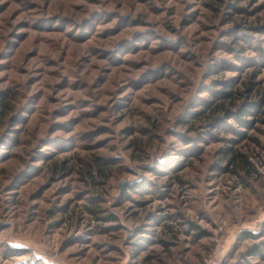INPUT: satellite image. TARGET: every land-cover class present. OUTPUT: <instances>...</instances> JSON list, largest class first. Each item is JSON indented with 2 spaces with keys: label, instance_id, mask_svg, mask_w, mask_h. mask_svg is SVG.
I'll use <instances>...</instances> for the list:
<instances>
[{
  "label": "rangeland",
  "instance_id": "obj_1",
  "mask_svg": "<svg viewBox=\"0 0 264 264\" xmlns=\"http://www.w3.org/2000/svg\"><path fill=\"white\" fill-rule=\"evenodd\" d=\"M217 247L264 264V0H0V264Z\"/></svg>",
  "mask_w": 264,
  "mask_h": 264
},
{
  "label": "built area",
  "instance_id": "obj_2",
  "mask_svg": "<svg viewBox=\"0 0 264 264\" xmlns=\"http://www.w3.org/2000/svg\"><path fill=\"white\" fill-rule=\"evenodd\" d=\"M221 259V249L218 247L205 259L204 264H219Z\"/></svg>",
  "mask_w": 264,
  "mask_h": 264
},
{
  "label": "trees",
  "instance_id": "obj_3",
  "mask_svg": "<svg viewBox=\"0 0 264 264\" xmlns=\"http://www.w3.org/2000/svg\"><path fill=\"white\" fill-rule=\"evenodd\" d=\"M253 87L252 86H248L247 87V90L248 91H250L251 89H252ZM227 94H232V92L231 91H229V92H226ZM247 102V101H246ZM245 102V103H246ZM240 111L242 112V111H244V112H250V110L249 109H247V107H245V104L243 103V106L242 107H240Z\"/></svg>",
  "mask_w": 264,
  "mask_h": 264
}]
</instances>
